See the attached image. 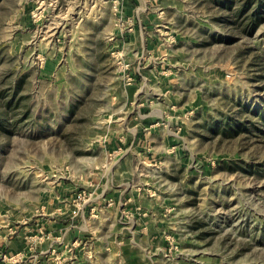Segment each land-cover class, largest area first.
Here are the masks:
<instances>
[{
	"label": "rangeland",
	"instance_id": "obj_1",
	"mask_svg": "<svg viewBox=\"0 0 264 264\" xmlns=\"http://www.w3.org/2000/svg\"><path fill=\"white\" fill-rule=\"evenodd\" d=\"M0 264H264V0H0Z\"/></svg>",
	"mask_w": 264,
	"mask_h": 264
},
{
	"label": "crops",
	"instance_id": "obj_2",
	"mask_svg": "<svg viewBox=\"0 0 264 264\" xmlns=\"http://www.w3.org/2000/svg\"><path fill=\"white\" fill-rule=\"evenodd\" d=\"M61 208H62V207H61ZM62 214H63V213H62ZM65 221H66V220H64V222H61V223H60V222H57V223H56V227H57V228L61 227V224L65 223ZM56 227H55V228H56ZM65 227H66V226H65ZM61 229H62V228H61ZM66 230H67V227L64 229V231H66Z\"/></svg>",
	"mask_w": 264,
	"mask_h": 264
},
{
	"label": "trees",
	"instance_id": "obj_3",
	"mask_svg": "<svg viewBox=\"0 0 264 264\" xmlns=\"http://www.w3.org/2000/svg\"><path fill=\"white\" fill-rule=\"evenodd\" d=\"M256 27H257V23L252 25V27L248 33L251 34L256 29Z\"/></svg>",
	"mask_w": 264,
	"mask_h": 264
}]
</instances>
